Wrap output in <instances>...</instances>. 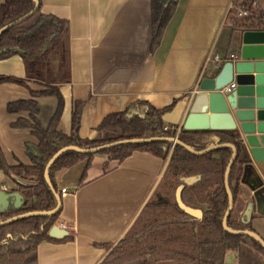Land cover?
<instances>
[{
	"label": "crops",
	"instance_id": "crops-1",
	"mask_svg": "<svg viewBox=\"0 0 264 264\" xmlns=\"http://www.w3.org/2000/svg\"><path fill=\"white\" fill-rule=\"evenodd\" d=\"M230 1L176 0L152 48L151 0H41L43 13L68 21L69 80L59 84L64 105L58 129L70 133L76 102H81L78 135L93 138L108 114L146 101L157 109L168 107L162 121L178 131L187 115L199 110L204 95L199 89L201 79L212 76L219 65L207 56L225 60L231 53L238 54L242 29L226 16ZM0 74L25 79V85L0 82V148L8 164H30L37 138L28 127L12 126L29 114L26 110L8 112L7 103L31 98L30 89L44 86L26 77L19 54L0 59ZM35 99L38 118L46 126L57 100L54 96ZM249 156L251 172L242 175L232 209L234 218L242 221L252 202L248 222L264 238V160ZM167 161L168 157L140 150L121 161L95 153L87 169L81 160L56 170L60 207L55 224L67 231L64 236L72 237L41 241L37 264H99L137 220ZM2 184L6 189L14 186L0 170V189H4ZM10 201L13 207L14 199ZM243 248L254 253L250 258L264 264L262 254L248 245ZM242 260L239 251L228 250L224 256V264H241Z\"/></svg>",
	"mask_w": 264,
	"mask_h": 264
},
{
	"label": "trees",
	"instance_id": "trees-1",
	"mask_svg": "<svg viewBox=\"0 0 264 264\" xmlns=\"http://www.w3.org/2000/svg\"><path fill=\"white\" fill-rule=\"evenodd\" d=\"M175 4L176 0H151L152 48L159 42ZM33 5V0H0V27L28 12ZM245 27L240 28L248 29ZM13 54L21 56L26 77L40 82L44 88L30 89L31 98L7 103L8 112H28V118L19 117L12 126L30 128L37 143L36 153L31 154L30 164H8L0 148V170L14 182V186L6 190L17 191L24 199L20 208L10 206L0 212V219L21 212L54 207L55 197L45 181L44 168L57 149L69 144L92 147L130 137L177 136L196 150L215 142L210 137L212 134L218 136L219 142L233 143L237 151L230 169L229 182L235 203L242 175L251 172V159L234 130L186 129L182 126L177 131L176 127H166L162 121V114L168 107L157 109L146 101H138L123 111L108 114L99 124L98 134L93 138H81L78 135L81 102H76L71 112L70 133L58 129L64 105L59 84L69 80L68 21L43 13L41 0L33 13L0 34V59ZM4 81L25 85L24 78L0 74V82ZM39 96H54L57 100L46 126L38 118L39 104L35 98ZM204 136L207 137L206 140L202 139ZM134 150L149 152L163 159L168 157L163 175L151 197L133 226L118 243H137L138 237L144 232L148 240L131 259H128V251L113 247L99 264H124L131 261L135 262L129 264H167L173 257H176L178 264H224V256L228 250L239 251L244 259L241 264H263L250 258L254 253L243 248L248 245L264 256V248L256 240L248 235L230 233L222 226L221 219L227 205L224 171L231 154L228 146L195 154L179 144L173 145L169 140L159 139L142 143H121L93 153L69 150L59 155L51 164L49 176L56 188L54 173L62 167L85 160L87 169L95 153H104L110 159L121 161ZM192 175H200V179L193 184L184 185L181 198L186 205L202 209L200 220L180 209L174 198L175 189L181 182L180 177ZM58 214L59 209L52 215H32L0 224V264H37V245L43 240L55 239L48 231L57 221ZM231 215L232 211L227 219L230 227L255 231L249 222L235 221ZM141 223V231H135L134 228ZM71 237L67 235L60 240H69ZM173 239H178L179 242H175H178L180 248L172 245ZM165 241L170 243L168 248H163ZM147 249H151L157 258L139 262Z\"/></svg>",
	"mask_w": 264,
	"mask_h": 264
},
{
	"label": "water",
	"instance_id": "water-1",
	"mask_svg": "<svg viewBox=\"0 0 264 264\" xmlns=\"http://www.w3.org/2000/svg\"><path fill=\"white\" fill-rule=\"evenodd\" d=\"M33 7L16 19L5 23L0 27V34L17 22H20L39 6V0H33ZM238 54L228 56L214 70L212 76L204 77L199 83V89L204 92L199 110L190 112L183 127L186 129H211L234 130L238 134L239 142L250 153L254 160H264V29H242L238 38ZM234 81L235 87L229 92H223L221 87ZM215 140L200 150L194 149L188 143L181 141L177 136H148L130 137L102 143L92 147H80L78 145H65L57 149L47 161L44 168V178L55 197V205L48 210L26 211L12 215L6 219H0V224L32 215H52L60 207V194L52 184L49 176V168L59 155L66 151L81 153H93L121 143H142L152 140H169L172 144H179L191 153L201 154L215 148L228 146L231 154L227 160L224 171V186L227 193V205L222 215L223 228L234 234H244L252 237L264 248V238L256 231L248 228H232L227 219L234 205V197L229 182V173L236 155V146L229 141H217L218 136H210ZM248 153V154H249ZM200 179V175L181 176V182L177 185L174 198L179 206L187 214L196 219H202V209L186 205L181 198L184 185H190ZM14 199L13 207L18 209L24 199L17 191L0 189V212L10 206V200ZM252 208L249 202L244 212L246 217L243 222H248ZM67 231L57 224L51 226L48 231L50 236L61 237Z\"/></svg>",
	"mask_w": 264,
	"mask_h": 264
},
{
	"label": "built area",
	"instance_id": "built-area-1",
	"mask_svg": "<svg viewBox=\"0 0 264 264\" xmlns=\"http://www.w3.org/2000/svg\"><path fill=\"white\" fill-rule=\"evenodd\" d=\"M226 16H228L234 26L236 27H254L249 29H264V0H231L227 9ZM245 25V26H244ZM245 27V28H246ZM235 54H229L228 56H234ZM227 56V57H228ZM226 57V58H227ZM207 60H213L215 63L220 64L224 58L219 55L207 56ZM235 87V82L231 81L221 87L223 92H229ZM6 189L5 184L1 185ZM66 190L62 189V193Z\"/></svg>",
	"mask_w": 264,
	"mask_h": 264
},
{
	"label": "rangeland",
	"instance_id": "rangeland-1",
	"mask_svg": "<svg viewBox=\"0 0 264 264\" xmlns=\"http://www.w3.org/2000/svg\"><path fill=\"white\" fill-rule=\"evenodd\" d=\"M238 198V197H237ZM237 200V199H236ZM203 207L205 208L206 205L204 204ZM232 211V218L235 220V221H238V219L234 218V211L233 209L231 210ZM142 229V223L141 225H138L137 227L134 228V230L140 232ZM145 233V232H144ZM142 233V236L138 237V242L137 243H133V244H127V245H119L120 243H116L114 245V248H116L117 250H125V251H128L129 252V255H128V259H131L134 255V253H137V250L140 251L141 250V246L145 243H147V240H148V237H146L147 235ZM174 241H172V245H176L178 248H180L179 244H178V239H173ZM175 241H178V242H175ZM166 245L168 243H165ZM164 244V245H165ZM167 246H170V243L167 245ZM153 247V246H152ZM131 253V254H130ZM150 258H157V255L153 253V251L151 249H147L145 250V254L144 256L140 257L139 258V262L143 259H150ZM132 262H135V261H131V262H126L124 264H129V263H132ZM167 264H178V261L176 259V257H173V260L171 262H166ZM184 263H187V262H184Z\"/></svg>",
	"mask_w": 264,
	"mask_h": 264
}]
</instances>
